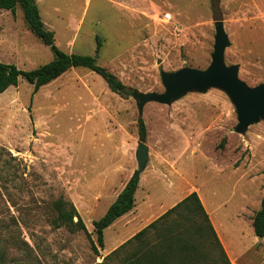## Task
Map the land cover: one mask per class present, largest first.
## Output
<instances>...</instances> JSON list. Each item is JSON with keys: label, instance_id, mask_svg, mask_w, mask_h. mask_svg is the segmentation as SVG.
Returning a JSON list of instances; mask_svg holds the SVG:
<instances>
[{"label": "rangeland", "instance_id": "1", "mask_svg": "<svg viewBox=\"0 0 264 264\" xmlns=\"http://www.w3.org/2000/svg\"><path fill=\"white\" fill-rule=\"evenodd\" d=\"M36 1L62 50L98 55L97 62L132 92L122 96L97 72L73 67L36 93L20 78L0 94V264H101L134 234L131 221L119 218L95 252L84 231L54 225V201H72L96 241L94 221L138 169L140 115L150 150L132 218L156 219L196 187L209 207L222 204L228 233L247 234L250 228L237 214L253 217L261 207L264 118L237 132L235 103L216 86L193 89L170 104L148 101L142 111L134 92H164L162 70L206 69L217 20L230 39L226 64L238 65L248 85L264 83V0ZM167 12L170 22L161 20ZM54 58L28 27L21 5L16 14L0 9L1 61L29 70ZM190 219L171 217L172 223L184 221L176 234L187 245L173 247L171 264H229L213 234L199 238ZM152 232L148 238L155 243ZM261 241L246 250L252 263L264 262ZM251 243L246 236L235 249ZM137 246L129 244L107 264H125Z\"/></svg>", "mask_w": 264, "mask_h": 264}, {"label": "trees", "instance_id": "2", "mask_svg": "<svg viewBox=\"0 0 264 264\" xmlns=\"http://www.w3.org/2000/svg\"><path fill=\"white\" fill-rule=\"evenodd\" d=\"M18 5H21L24 10V18L30 30L44 44L51 48L55 54V58L46 64L29 70L19 68L14 63H7L0 60V94L5 92L10 86H17L20 78H25L34 84V93H36L43 85L50 83L73 67H86L97 72L105 79L113 92L122 96H126L132 92L130 86L125 84L114 72L100 65L97 62V58L93 55L68 53L62 50L56 44L54 31L47 28L42 20L36 0H0V9L11 10L14 14H16ZM98 41L100 45L99 38ZM138 126L140 139L146 141L147 127L142 115L139 116ZM139 183L140 175L135 170L106 213L94 221V229L97 236L96 241L88 231L87 225L75 204L63 197L54 201L57 216L54 218L53 223L56 227L65 226L71 232L84 231L91 241L92 249L95 252H99V247H105V229L135 207V195ZM174 215L184 221L186 220L185 223L190 222V218L193 217V226L191 227L194 228V233L199 238H203L202 236H205L207 232L213 234L222 249V253L228 257L198 192L192 191L149 225L105 256L101 264H107V260L111 259L119 251H124L129 244L134 242L138 243V246L130 255L125 256L123 261L125 264H171L170 253L173 247L177 246L184 250V246H187L186 242L184 244L181 242L183 234L181 232L180 234H176V232L182 230L181 227L185 223L183 220H174L172 223L171 217ZM194 217H196V220H194ZM198 218H201L203 222L200 223L197 220ZM253 228L258 237L264 238V195L261 200L260 209L253 216ZM151 231L155 234L157 241L155 243L148 238ZM166 242L167 244L164 245ZM228 262L231 264L229 258Z\"/></svg>", "mask_w": 264, "mask_h": 264}, {"label": "water", "instance_id": "3", "mask_svg": "<svg viewBox=\"0 0 264 264\" xmlns=\"http://www.w3.org/2000/svg\"><path fill=\"white\" fill-rule=\"evenodd\" d=\"M215 27V45L211 64L206 69L185 67L174 72L162 70L164 92H134L140 111L148 101L170 104L193 89L205 92L208 87L216 86L224 89L235 103L239 121L235 127L237 132H245L250 124L264 118V83L250 86L239 77L238 65L226 64L225 50L230 44V39L223 20H217ZM149 150L148 143L140 139L136 151L138 175L143 173L148 164Z\"/></svg>", "mask_w": 264, "mask_h": 264}, {"label": "crops", "instance_id": "4", "mask_svg": "<svg viewBox=\"0 0 264 264\" xmlns=\"http://www.w3.org/2000/svg\"><path fill=\"white\" fill-rule=\"evenodd\" d=\"M129 178H128V180H129ZM141 180L142 179H140V182H141ZM127 181H126V183H127ZM139 187H140V183H139ZM192 191H197L198 192V194H199V196H200V198H201V200H202V202H203V204H204V206H205V208H206V210H207V212H208V214L210 216V220H211V222H212V224H213V226H214V228H215V230L217 232V235H218L219 240H220V242L222 244V247L225 250V252H226V254H227L228 258H229L230 263L231 264H264L263 261L262 262H258V263H252V261L249 258L246 259L244 257L246 252L248 250H251L249 248H253L254 244L260 245V243L262 242L261 240H264V238L263 239H259V237L254 232L253 217H250V216L245 217L243 215H239L240 211H238L237 217H239L241 220L246 221V224L248 225V227L250 229L247 231V234L244 231L237 232V233H234V234L228 233L227 230H226V227H225V221H226V219L224 217L225 215L221 214V212H220V210L222 208V204L213 203L212 206L209 207L207 205L206 201L204 200V198L202 197V195L200 194L198 188H196V187L190 188V190L185 195H183L182 197L178 198L176 200V202H174L170 206V208L172 206H174L176 203H178L179 201H181L183 198H185ZM135 208H136V205L130 212L122 215L121 217H119L121 220H125V221H129L130 220L131 221L130 224H129V227L131 229L130 231H133L134 229H136V231L134 232V234L132 236H134L137 232H139L141 229H143L144 227H146L152 221L155 220V219H153V220H151L149 222H146L147 218L144 221L140 220V218H141L140 215H137L135 218H132L133 214L136 211ZM165 211H167V210H165ZM165 211H163V213ZM246 236H248V238H250V240L252 242L251 243L252 246L250 247V245L246 244L245 246L241 247L239 250L235 249L238 243H240V245H241L242 242L244 240H246ZM118 247H116V248H118ZM115 249H113V250H115Z\"/></svg>", "mask_w": 264, "mask_h": 264}, {"label": "built area", "instance_id": "5", "mask_svg": "<svg viewBox=\"0 0 264 264\" xmlns=\"http://www.w3.org/2000/svg\"><path fill=\"white\" fill-rule=\"evenodd\" d=\"M161 20L164 22H170L172 20V14L170 12L165 13Z\"/></svg>", "mask_w": 264, "mask_h": 264}]
</instances>
